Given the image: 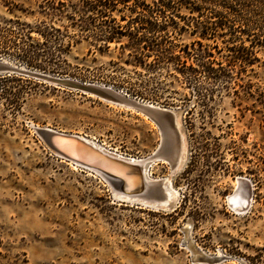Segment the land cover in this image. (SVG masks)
I'll return each instance as SVG.
<instances>
[{
	"label": "rangeland",
	"instance_id": "rangeland-1",
	"mask_svg": "<svg viewBox=\"0 0 264 264\" xmlns=\"http://www.w3.org/2000/svg\"><path fill=\"white\" fill-rule=\"evenodd\" d=\"M117 9L124 26L129 10ZM83 11L93 13L81 0H0V60L10 66L0 74V264H264V48L256 60L237 58L227 27L199 40L216 18L182 9L187 22L174 16L162 45L180 55L169 64L138 56L125 36L105 42L100 17L81 28ZM181 50L210 52L213 72L185 69L197 61ZM63 79L174 112L181 166H148L168 179L170 206L121 202L105 180L45 147L33 125L127 158L161 142L150 118ZM239 177L252 189L245 213L228 203Z\"/></svg>",
	"mask_w": 264,
	"mask_h": 264
},
{
	"label": "trees",
	"instance_id": "trees-1",
	"mask_svg": "<svg viewBox=\"0 0 264 264\" xmlns=\"http://www.w3.org/2000/svg\"><path fill=\"white\" fill-rule=\"evenodd\" d=\"M81 1L87 11L93 12L84 14L83 11L78 14L81 28L88 27L89 21L94 22L95 18L100 17L99 25L101 26L98 28L101 35H98L105 38V42L125 36L129 39L127 47L133 49V52H136L138 56L154 55L156 61L180 64V55H175L170 48L162 47V45L170 41L171 32H174L178 26L174 22V16L187 22L185 16L179 14L182 9L197 13L199 17L205 13L216 18L209 22L213 28L212 32H206L208 28L205 27L201 33H198L199 38L197 39L199 40L207 39L210 35L214 38L219 35L218 28L227 27L230 39L240 41V46L236 50V54L239 56L237 58H246L248 61L256 60L255 47L264 48V0H152L149 4L146 3V0H134L131 4H129L131 0ZM118 3L122 4L124 9H128L130 13L128 17L121 16L120 20L125 22L124 26L116 25V20L112 17V13L118 11ZM154 14L158 16L156 17ZM169 27L172 28V31L169 30ZM86 29L89 30V28ZM243 39L250 44L245 46ZM199 40L194 42L200 43ZM181 51L185 53L186 57L194 58L197 61L195 67L184 64L185 69L193 72L201 70L213 72V68L205 59V57L211 56L210 52L203 50H193V53L187 50ZM231 51L235 52V50Z\"/></svg>",
	"mask_w": 264,
	"mask_h": 264
},
{
	"label": "water",
	"instance_id": "water-1",
	"mask_svg": "<svg viewBox=\"0 0 264 264\" xmlns=\"http://www.w3.org/2000/svg\"><path fill=\"white\" fill-rule=\"evenodd\" d=\"M9 70L10 66H8L7 62L0 60V74ZM55 81L65 85L82 86L80 83H74L69 80ZM112 92L120 100L127 102V105L138 108L155 122L161 132L162 140L157 150L148 159H151L150 161L159 159L166 162L170 166V169L173 168L179 157L181 146V137L175 125L174 112L165 108L155 107L149 103L129 99L113 90ZM33 129L52 154L96 174L112 187L111 192L112 190H116L131 198H138L140 201L137 203L148 205V207L156 206L155 204L166 199L163 182H147L141 174L140 166L137 164L104 154L78 136L44 128L33 127ZM129 177L132 179H129ZM239 181L251 192L249 180L239 178Z\"/></svg>",
	"mask_w": 264,
	"mask_h": 264
},
{
	"label": "bare ground",
	"instance_id": "bare-ground-1",
	"mask_svg": "<svg viewBox=\"0 0 264 264\" xmlns=\"http://www.w3.org/2000/svg\"><path fill=\"white\" fill-rule=\"evenodd\" d=\"M81 85L82 86L80 88L83 91H85L86 93H90L93 96H95V95L97 96L98 95L99 98H101L103 100L104 99L108 100V101L111 100L112 102L115 101L118 104H121V106L125 105L126 107L133 108L138 113H140L143 116H146L147 118H149L147 115H145L143 112H141L138 108H134V107H132L130 105H127L128 104L127 102H125L123 100H120L116 94H113V92H112L113 89H111L109 87L106 88L104 86L97 85V84H81ZM113 91L117 92L115 90H113ZM150 105H152V104H150ZM155 107H158V106H155ZM161 109H163V108H161ZM176 124L178 126L177 122H176ZM33 126L35 128H42V129L44 128V129H50L52 131H56V130H53V129L49 128V127H40L38 125H33ZM57 132H61V131H57ZM61 133H65V132H61ZM72 135L80 137L82 140H84L85 142L91 144L92 146H94L95 148L100 150V152H102L104 154H108V155H111L113 157L124 159V160H127L129 162H133L134 164H137L138 166H140L141 174L145 177V180L147 182H150V181H161V182H163V186H164V189H165V192H166L165 193L166 194V199L161 200L158 204H155V205L156 206H160V207H166V206L168 207V206L171 205V201H172L173 195L171 193V186H170V183H169L168 179L164 178V177L163 178H152L148 174V166H149V164L155 163V161H160L159 159H155L153 161H150L151 159H148L149 156L154 154V152L157 150V148L154 150L153 153H151V155H149L147 157H143V158L129 157V158H127V157L115 154L113 152H110V151L102 148L101 146L97 145L93 141H90L89 139H87V138H85L83 136H79L77 134H72ZM183 147L184 146H182V147L180 146V149L183 148ZM179 153H181V152H179ZM180 166H181V155L179 154V157H178V159L176 161V164L171 169L174 170V169L179 168ZM239 178L237 179V187H236L235 191L233 193H231V195L228 197V203H229V206L232 208V210L236 211L237 213H245V212L248 211V209L250 208V206L252 204V196H251V192L248 190V188L239 181ZM129 179H132V178L129 177ZM243 179H246V178H243ZM111 189H112V187H111ZM112 192H113V195H115L118 198H120L119 200L121 202H134L136 204L144 206V204H142V203H137L138 201H140L138 198H131L129 196H126L125 194L117 192L116 190H112ZM156 206H151V207H156Z\"/></svg>",
	"mask_w": 264,
	"mask_h": 264
}]
</instances>
